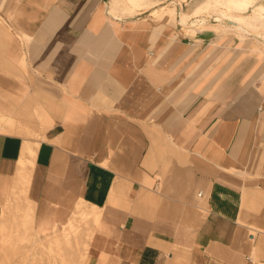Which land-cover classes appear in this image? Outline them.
<instances>
[{"label":"crops","instance_id":"1","mask_svg":"<svg viewBox=\"0 0 264 264\" xmlns=\"http://www.w3.org/2000/svg\"><path fill=\"white\" fill-rule=\"evenodd\" d=\"M108 4L0 0V209L25 159L35 235L91 215L81 264H264V44Z\"/></svg>","mask_w":264,"mask_h":264},{"label":"bare ground","instance_id":"2","mask_svg":"<svg viewBox=\"0 0 264 264\" xmlns=\"http://www.w3.org/2000/svg\"><path fill=\"white\" fill-rule=\"evenodd\" d=\"M119 3L123 6V13L119 15L115 11V6L117 0H114L111 5H108V14L116 20H125L127 18H132L140 12H144L146 9L150 15H155L157 17L162 18L163 16H169L174 18L175 14H177V21L179 25L185 29L187 33L196 34L197 31H200L206 24L214 25L215 27H219L223 31H231L238 35V37H252L255 40H259L264 44V3H252L248 2V0H228L223 4L226 9L230 11H234V14L226 15L216 13L215 16L207 17V18H198L201 14L206 13V6L208 5H216L222 4V0H206L201 4L195 5L196 2L187 1L186 8L184 11H180L176 13L174 8H165L163 6H159L160 1L155 0H118ZM171 1V0H170ZM212 2V3H209ZM228 2V3H227ZM183 3V2H182ZM170 4V3H169ZM174 5V4H173ZM158 6V7H157ZM227 10V11H228ZM145 11V12H146ZM247 11H250L247 13ZM209 16V15H208ZM194 18V20H192ZM10 123V120L1 117L0 118V132L3 125L6 123ZM16 126V125H15ZM29 137H33L28 135ZM37 143V142H36ZM24 154L26 153L30 158L34 156V151L30 147V145H25ZM31 162L29 160L21 159L18 162L19 172L17 176V180L14 185V189L12 191L11 197L6 199L2 207L0 209V219L3 220L5 215H10L12 211H18L17 201L15 200L17 197L24 195L28 186V174H26V166ZM79 209L78 216L81 218L88 217L91 215L88 214L86 210ZM25 215L22 216V223L25 222V218H29L30 208H25ZM29 214V215H28ZM68 230L72 231V227L68 225ZM56 230L52 232L53 240H56L58 235L56 234Z\"/></svg>","mask_w":264,"mask_h":264},{"label":"rangeland","instance_id":"3","mask_svg":"<svg viewBox=\"0 0 264 264\" xmlns=\"http://www.w3.org/2000/svg\"><path fill=\"white\" fill-rule=\"evenodd\" d=\"M113 1L114 0H109V3L112 5ZM187 1L190 0H168L163 2L164 4H161V6L164 5L163 7L166 6L165 8H177V12L184 11ZM226 1L228 0H225L222 4L206 6V13L201 14L198 18H207L211 17V15L213 17L216 13L224 14V12L226 15H235L234 11H230L223 6ZM261 3H264V0H262ZM115 11L119 15L124 14L123 6L118 0L116 2ZM249 12L250 11H247V13ZM145 15L147 16L149 13ZM176 15L177 14L170 20L173 24H176ZM155 17L157 16H150V18L154 20ZM192 20H194V18ZM214 28L220 33L224 32L216 27ZM225 32L228 33L224 35L230 34L231 36L238 37L234 32ZM215 57L211 56L209 61L215 62L218 56ZM15 200L17 201L18 211H12L10 215H5L3 220L0 219V264H81L86 240L89 236L86 228L91 223L90 218L79 217L76 221L77 226H72V231L66 230L65 228L63 230H58L56 232L58 237L56 240H53V234L45 237L35 235L32 231L30 217L28 219L24 217L25 222H20L22 221V216L25 215V211L23 212V207L26 205L24 195L17 197ZM86 222L88 223L87 225ZM84 260L82 264L86 261Z\"/></svg>","mask_w":264,"mask_h":264},{"label":"built area","instance_id":"4","mask_svg":"<svg viewBox=\"0 0 264 264\" xmlns=\"http://www.w3.org/2000/svg\"><path fill=\"white\" fill-rule=\"evenodd\" d=\"M248 261L251 263V260L250 259H248Z\"/></svg>","mask_w":264,"mask_h":264}]
</instances>
